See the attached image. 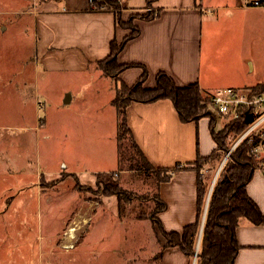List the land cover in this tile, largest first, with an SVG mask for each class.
Returning a JSON list of instances; mask_svg holds the SVG:
<instances>
[{"label": "rangeland", "instance_id": "374dc122", "mask_svg": "<svg viewBox=\"0 0 264 264\" xmlns=\"http://www.w3.org/2000/svg\"><path fill=\"white\" fill-rule=\"evenodd\" d=\"M32 5L0 0V264H166L158 254L166 238L150 218L139 217L157 206L156 170L129 169L130 152L137 154L128 135L120 155L116 80L92 61L85 69L75 61L47 67ZM259 20L241 25L237 53L241 59L253 47L264 74V14ZM209 107L215 129H222L229 119ZM221 162L202 166L211 184ZM100 172L131 191L122 214L117 196L104 195L97 183ZM172 247L167 260L193 264Z\"/></svg>", "mask_w": 264, "mask_h": 264}, {"label": "crops", "instance_id": "0c3cea01", "mask_svg": "<svg viewBox=\"0 0 264 264\" xmlns=\"http://www.w3.org/2000/svg\"><path fill=\"white\" fill-rule=\"evenodd\" d=\"M241 1L157 0L152 8L159 15L151 20L135 19L140 32L126 43L118 60L145 66L147 87L156 86L160 71L172 75L180 86L198 82L205 95L229 86L264 84L259 55L253 53V47L251 53H242L241 59L237 53L241 25L254 23L255 19L260 21L264 7L244 5ZM90 2L76 6L69 5L68 0H33L30 12L34 14L37 42L47 67L75 61L80 69H85L88 62L97 63L109 55L114 38L122 41L130 33V29L116 24L112 10L93 9ZM121 3L125 20L132 13L152 9L147 7V0H121ZM258 9L262 12L256 16L250 13ZM240 60L248 64L246 70ZM143 72V67L131 66L119 78L133 85ZM127 119L155 170L173 168L179 162L183 166L194 161L198 154H212L217 147L211 118L203 116L185 122L169 98L132 101L127 107ZM206 166L201 167V173L208 172ZM197 179L196 169L181 168L173 171L169 181L160 183L159 193L167 206L158 215L165 229L181 230L195 220ZM247 189L264 212V174L258 169ZM237 237L241 248L235 264H264V224L255 225L242 219ZM165 242L162 239V244ZM172 248L164 249L166 264H172L167 260Z\"/></svg>", "mask_w": 264, "mask_h": 264}, {"label": "trees", "instance_id": "16d2710c", "mask_svg": "<svg viewBox=\"0 0 264 264\" xmlns=\"http://www.w3.org/2000/svg\"><path fill=\"white\" fill-rule=\"evenodd\" d=\"M157 0H147V7L153 6ZM93 9H109L115 13L116 24L130 29V33L124 36L122 41L114 38L110 44V53L103 59L97 61L98 66L117 82L116 93L113 104L117 109L118 145L121 158L124 156L123 144L126 135L130 137L131 147L137 155L130 152L128 159L132 165L129 168L133 171H154L153 163L147 158L137 143L127 119V107L132 101L152 102L162 98L172 100L181 120L197 121L203 116L211 118V132L217 147L208 156L198 154L194 161L183 166L176 163L173 168L157 169V206L149 212L140 214L139 217L150 218L156 224L166 238L163 246H178L183 253L193 260L196 254L203 221V213L209 193L211 179L201 173V167L213 159H224V155L231 149L234 141L243 133L246 127L253 121L251 108L240 110L238 118L231 119L220 130L215 129L217 116L210 106V95L203 94L198 82H191L185 85H178L172 75L166 71L157 74V83L154 87L145 86L148 76L147 68L141 64L120 63L119 52L126 43L136 37L140 28L135 19L142 18L151 20L159 15L153 8L148 12L132 13L128 19L123 17V5L119 0H91ZM141 66L144 69L142 76L133 84L128 85L119 78L120 73L128 67ZM255 92L264 90V84H257L252 87ZM224 153V154H223ZM223 156V157H222ZM258 159L252 153L247 141H242L224 163L217 180L214 184L205 222L200 238V245L197 252L196 264H235V259L241 248L237 237V228L242 219L252 224H264V212L259 204L249 194L247 186L258 168ZM181 168H194L198 171L197 179V215L195 220L184 225L181 230H167L159 217V212L166 208V202L161 198L159 185L161 182L169 181L172 173ZM97 183L106 196L116 195L118 209L122 214L125 207L133 198L131 191L124 188L119 182L112 181V178L105 173H98ZM163 248V249H164ZM163 250L158 254L162 257Z\"/></svg>", "mask_w": 264, "mask_h": 264}, {"label": "built area", "instance_id": "2783aa9c", "mask_svg": "<svg viewBox=\"0 0 264 264\" xmlns=\"http://www.w3.org/2000/svg\"><path fill=\"white\" fill-rule=\"evenodd\" d=\"M245 4L264 7V0H245ZM209 95L210 106L229 120L238 118L240 110L244 108L252 109L253 121L234 141L225 158L227 160L232 150L246 140L259 161L258 168L264 171V90L255 92L252 87L229 86L220 88Z\"/></svg>", "mask_w": 264, "mask_h": 264}, {"label": "water", "instance_id": "95a60500", "mask_svg": "<svg viewBox=\"0 0 264 264\" xmlns=\"http://www.w3.org/2000/svg\"><path fill=\"white\" fill-rule=\"evenodd\" d=\"M71 100V93H67L66 95V98H65V103H69ZM226 161V158L223 159V161L221 162L220 164V167L218 168L216 174H215V177L213 179V182L211 184V187L209 189V193H208V197H207V201H206V205H205V211H204V215H203V221H202V226H201V230H200V236H199V241H198V245H197V250H196V254H195V257H194V260H193V264H196V261H197V252H198V249H199V245H200V238H201V234H202V230H203V226H204V222H205V217H206V213H207V208H208V204H209V199H210V196H211V193H212V190H213V187H214V184L217 180V177L224 165Z\"/></svg>", "mask_w": 264, "mask_h": 264}, {"label": "bare ground", "instance_id": "6f19581e", "mask_svg": "<svg viewBox=\"0 0 264 264\" xmlns=\"http://www.w3.org/2000/svg\"><path fill=\"white\" fill-rule=\"evenodd\" d=\"M74 231H76V227H75V226H72L71 229L68 231V232H69V233H68V234H69L68 237H69L70 239L74 238V236H75Z\"/></svg>", "mask_w": 264, "mask_h": 264}]
</instances>
